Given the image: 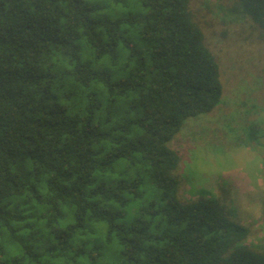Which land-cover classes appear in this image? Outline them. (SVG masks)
<instances>
[{
  "label": "trees",
  "instance_id": "1",
  "mask_svg": "<svg viewBox=\"0 0 264 264\" xmlns=\"http://www.w3.org/2000/svg\"><path fill=\"white\" fill-rule=\"evenodd\" d=\"M191 1L0 0V264H264L177 197L170 142L223 94ZM229 2L264 31V0Z\"/></svg>",
  "mask_w": 264,
  "mask_h": 264
},
{
  "label": "rangeland",
  "instance_id": "2",
  "mask_svg": "<svg viewBox=\"0 0 264 264\" xmlns=\"http://www.w3.org/2000/svg\"><path fill=\"white\" fill-rule=\"evenodd\" d=\"M229 7V0L190 4L219 65L223 94L213 112L190 119L170 142L181 156L177 197L214 199L233 222L251 228L245 246L264 254V31Z\"/></svg>",
  "mask_w": 264,
  "mask_h": 264
}]
</instances>
